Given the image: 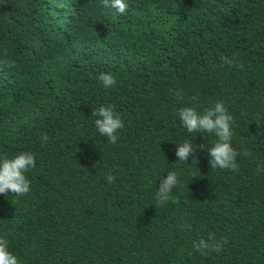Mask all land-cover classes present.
<instances>
[{
    "label": "trees",
    "instance_id": "16d2710c",
    "mask_svg": "<svg viewBox=\"0 0 264 264\" xmlns=\"http://www.w3.org/2000/svg\"><path fill=\"white\" fill-rule=\"evenodd\" d=\"M126 3L0 0V153L36 160L27 194H0V238L21 264H264V0ZM217 101L235 170L211 168L215 135L178 119ZM101 104L121 116L115 143ZM184 140L196 152L177 164ZM210 234L218 251L193 247Z\"/></svg>",
    "mask_w": 264,
    "mask_h": 264
},
{
    "label": "clouds",
    "instance_id": "9594fccd",
    "mask_svg": "<svg viewBox=\"0 0 264 264\" xmlns=\"http://www.w3.org/2000/svg\"><path fill=\"white\" fill-rule=\"evenodd\" d=\"M111 7L119 14H124L128 7L126 0H111ZM97 80L105 88H109L116 83L115 77L110 73H99ZM94 126L98 133L106 136L110 143H115L118 139L117 132L123 127L121 116L115 111L112 105H99L92 110ZM178 119L187 133L206 132L215 135L216 140L207 149L208 164L211 168H221L235 170L237 168V151L231 145V123L232 117L228 114L222 101H217L210 108L198 112L194 107H182L178 110ZM46 139V137H45ZM196 149L191 141L184 140L176 145L175 157L177 164L185 163ZM195 160H193L194 162ZM196 163V161H195ZM187 164V163H185ZM36 160L31 151H19L12 154L0 153V194L9 193L16 197L23 196L30 191L31 181L27 173L35 168ZM114 177L106 175V182L111 183ZM179 173L177 170L168 171L166 177L160 179L156 188L155 199L157 204H163L169 199L172 189L179 183ZM211 234L208 240L200 239L193 243V247L198 250L212 248L218 251L221 242L213 244ZM0 264H21L18 256L9 250L7 239L0 238Z\"/></svg>",
    "mask_w": 264,
    "mask_h": 264
}]
</instances>
